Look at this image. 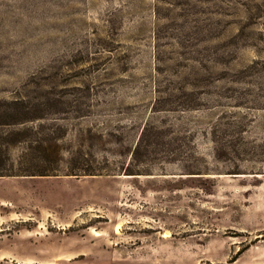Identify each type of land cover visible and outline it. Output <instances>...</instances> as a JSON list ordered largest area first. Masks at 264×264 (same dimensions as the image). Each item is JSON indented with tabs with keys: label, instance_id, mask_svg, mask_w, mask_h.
<instances>
[{
	"label": "rangeland",
	"instance_id": "obj_1",
	"mask_svg": "<svg viewBox=\"0 0 264 264\" xmlns=\"http://www.w3.org/2000/svg\"><path fill=\"white\" fill-rule=\"evenodd\" d=\"M13 101L106 141L0 176V264H264V0H0Z\"/></svg>",
	"mask_w": 264,
	"mask_h": 264
},
{
	"label": "trees",
	"instance_id": "obj_2",
	"mask_svg": "<svg viewBox=\"0 0 264 264\" xmlns=\"http://www.w3.org/2000/svg\"><path fill=\"white\" fill-rule=\"evenodd\" d=\"M25 109V105L17 101L8 102L4 108H0V176L103 175V171L95 169L93 165L98 159L84 151L89 141L95 140L101 144L106 141L103 131L89 128L86 132L71 136L57 122L45 124L44 121L20 117V112H25ZM147 137L149 128L144 126L134 155Z\"/></svg>",
	"mask_w": 264,
	"mask_h": 264
}]
</instances>
